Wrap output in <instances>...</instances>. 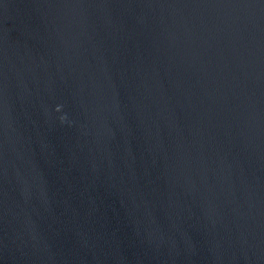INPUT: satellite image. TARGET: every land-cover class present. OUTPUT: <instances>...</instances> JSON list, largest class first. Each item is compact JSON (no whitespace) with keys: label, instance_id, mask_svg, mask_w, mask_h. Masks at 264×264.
<instances>
[{"label":"water","instance_id":"1","mask_svg":"<svg viewBox=\"0 0 264 264\" xmlns=\"http://www.w3.org/2000/svg\"><path fill=\"white\" fill-rule=\"evenodd\" d=\"M0 264H264V0H0Z\"/></svg>","mask_w":264,"mask_h":264}]
</instances>
